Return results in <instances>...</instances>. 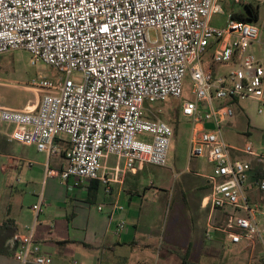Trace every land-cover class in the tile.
<instances>
[{
    "label": "built area",
    "instance_id": "built-area-1",
    "mask_svg": "<svg viewBox=\"0 0 264 264\" xmlns=\"http://www.w3.org/2000/svg\"><path fill=\"white\" fill-rule=\"evenodd\" d=\"M218 13V0H0V55L25 51L31 65L60 73L29 82L40 93L33 108L0 106V124L12 126L11 140L47 158L62 154L60 182L100 180L108 191L100 173L105 157L121 158L128 172L142 163L167 165L174 128L151 105L179 98L188 77L194 100L180 108L191 123L188 158L211 165L205 206L225 216L222 226L207 227L206 237L220 232L230 245L264 249V178L252 166L264 170V150L250 142L233 149L222 130L232 103L263 101L264 63L252 50L259 30L232 18L224 28L211 26ZM209 47L211 62L204 64ZM212 64L230 70L214 76ZM234 150L251 159L233 158ZM42 205L39 195L32 223L9 240L18 264H52L35 241ZM123 229L120 221L116 233Z\"/></svg>",
    "mask_w": 264,
    "mask_h": 264
},
{
    "label": "crops",
    "instance_id": "crops-1",
    "mask_svg": "<svg viewBox=\"0 0 264 264\" xmlns=\"http://www.w3.org/2000/svg\"><path fill=\"white\" fill-rule=\"evenodd\" d=\"M256 8L258 18L255 23H260V26L255 25L259 30V42L253 45L258 47L259 56L254 54L264 63V12H261L259 7ZM211 70L214 76H219L230 68L212 64ZM38 100L39 96L31 108ZM262 100L255 102L263 103L264 97ZM238 102L240 101L232 104ZM8 108L22 109L11 106ZM231 122L232 118L225 124L229 126ZM11 131L12 126L0 124V184H7L6 187L11 190H17L18 185L24 187L38 185V188L36 191H29L22 203L0 201V223L10 220L11 226L15 229L14 236L23 233L25 227L33 221L31 207L37 202L39 195H42L43 205L37 220L35 241L40 245L41 251L51 257L52 264H70L72 261L79 264H159L160 258L166 264H182L183 251L189 255L187 260H184L186 263L198 264L194 256L197 250L193 242L189 241L183 247L177 244V239L172 235H162L152 225L167 202H173L175 199L178 204L189 203L187 194L189 191L192 192L190 195L192 202H196L199 209H208L205 239H211L206 237L209 225L220 227L224 223L225 216L222 211L205 206L210 194L209 176L212 172V167L207 162L211 167L210 171L203 170V167L195 163L198 170L193 174L198 177L199 182L190 179L187 183L180 184L175 195L167 182L170 178L167 173L158 177V191L153 192L145 185L149 181V186H152L150 176H146L144 169L137 168L134 172H128L124 170L121 158L108 156L102 160L100 172L109 179V190L105 191L100 180L79 182L77 185L73 181L65 183L57 181L54 177L58 176L65 164L63 155L47 158L34 146L11 140ZM244 145L230 146L241 150ZM237 150L233 151V158L251 159ZM112 159L114 162H110ZM252 166L254 172L259 171V176L264 178L261 176L264 175V170L254 162ZM171 172L173 178L183 174V171ZM44 176L51 178L47 177L48 179L44 181ZM252 190L255 192L254 195H257L255 186ZM97 207H101V211H98ZM120 221L124 229L117 234L116 227ZM213 236L218 241L215 247L198 244L197 249L201 248L207 252L232 248L239 253V256L234 258L236 263L264 264V255L259 248L254 246L251 248L244 243L230 245L226 236L220 232H215ZM153 253L156 260L153 259ZM0 264L18 263L11 254L0 255Z\"/></svg>",
    "mask_w": 264,
    "mask_h": 264
},
{
    "label": "rangeland",
    "instance_id": "rangeland-1",
    "mask_svg": "<svg viewBox=\"0 0 264 264\" xmlns=\"http://www.w3.org/2000/svg\"><path fill=\"white\" fill-rule=\"evenodd\" d=\"M218 4L222 9V13L214 14L210 20V25L217 28L226 27L233 14L246 13L245 4L259 7L261 12H264V0H242L239 3L234 0H218ZM250 23L260 26V23ZM149 37L151 40L155 39L156 32L151 30L149 32ZM257 49L258 47L253 45V51L258 57L259 52ZM212 52L213 47H209L203 56L204 64L211 62ZM38 74L51 79L60 76L58 71L48 65L40 62H37L36 65H31L30 56L25 51H14L0 55V106L19 108H30L33 106L36 97H40V93L29 87L28 84L32 79H35ZM71 78L77 81L79 75L73 73ZM193 100L194 96L190 93V81L189 78L186 77L183 81L179 98H168L164 102H156L151 105V108L157 113L158 118L169 123L174 128V135L168 152L167 166L159 167L145 163L137 165L138 169H144L146 176H150V183L152 186H149V181H147L145 185L153 192L158 191V177L163 176L164 173H167L166 175L170 177L167 182H169L171 186V191H174L176 195L179 191L180 184L187 183L190 179L199 182L198 177L193 174L198 170L195 167V163L203 167V170L207 169V171H210L211 169L204 159L193 158L192 160H188L187 158L191 123L190 119L181 114L180 108L183 101ZM231 108L233 110L232 122L229 126L224 124L222 127L226 141L230 145L236 147H242L246 142H250L257 149L264 150V102L257 103L251 99L241 100L234 105L232 104ZM242 109H244V111ZM259 109L261 110L260 113L258 112ZM143 138L144 137L139 136V139L142 140ZM14 146L20 145L14 144ZM111 161H113V159L110 160V162ZM186 168L188 171H186ZM169 169L173 172L183 171V174L173 178L171 175L172 172ZM200 173H202V171ZM47 177L48 176H44V181L51 178ZM54 178L57 181L59 180L58 176ZM6 186L7 184H0V201L10 200V202L13 203H22L24 201V196L27 195L29 191H36L38 188V185H28V187L18 185L16 187L17 190H11ZM191 193L190 191L187 192L188 200H190L189 203L178 204L174 199L173 202L169 201L164 204L162 210L152 223L153 228L162 233V235H172L177 239V244L183 247L189 241L193 242V246L197 250L194 256L198 264H239L234 260V258L239 256V253L232 250V248H224L223 250L214 249L207 252L201 248L197 249L198 244H200V246L215 247L218 241L213 234L209 240L204 238L208 209H199L198 204L192 202L190 198ZM151 201H153V199H151ZM254 247L259 248L264 255V249L261 245L256 244ZM183 252L184 253L181 255L182 258L187 260L189 255L185 253L186 251ZM153 259L156 260L155 253H153ZM159 264H166V262L160 258Z\"/></svg>",
    "mask_w": 264,
    "mask_h": 264
},
{
    "label": "trees",
    "instance_id": "trees-1",
    "mask_svg": "<svg viewBox=\"0 0 264 264\" xmlns=\"http://www.w3.org/2000/svg\"><path fill=\"white\" fill-rule=\"evenodd\" d=\"M246 13H236L231 16L232 19L241 22H255L258 18V11L256 7L250 4L245 5ZM261 176H264L261 174ZM15 229L11 226L10 220L0 223V255L13 254V248L9 245V240L13 238ZM182 258V264H188Z\"/></svg>",
    "mask_w": 264,
    "mask_h": 264
}]
</instances>
